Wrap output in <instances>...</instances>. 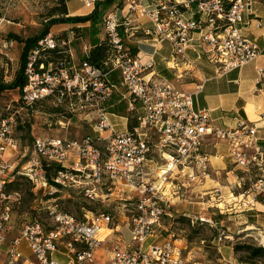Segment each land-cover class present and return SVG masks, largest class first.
<instances>
[{"label":"built area","instance_id":"2783aa9c","mask_svg":"<svg viewBox=\"0 0 264 264\" xmlns=\"http://www.w3.org/2000/svg\"><path fill=\"white\" fill-rule=\"evenodd\" d=\"M78 1L89 11V16L99 14L101 5L111 0ZM257 2L160 0L148 6L141 0H127L120 15L115 10L104 14L102 27L109 50L102 66H94L87 60L95 48L92 46H86L85 59L79 65L75 63L72 44L77 37L73 31L66 37L50 33L40 40L25 67L27 82L20 92L23 104L32 106L49 100L70 112L95 110L99 118L93 127L94 134L82 139L36 138L32 159L14 174L10 160L17 152L18 143L12 136V125L6 121L0 125V254L6 247L7 264H16L22 258L19 248L23 242L36 260L33 264H62L56 259L61 247L67 259L65 264H100L98 252L105 242L101 238L102 230L109 228L113 217L88 212L78 219L60 208L58 193L74 188L91 201H104L113 195L114 187L104 188L108 184H123L138 191L136 181L144 182L143 176L156 170H160L162 183L175 170L185 169H191L188 177L192 182H201L209 176L210 160L203 147L211 136L229 142L230 158L236 166L247 171L259 167L264 173L262 153L256 145V128L241 122L237 128L215 129L209 111L196 108L195 94L177 84L182 78L180 69L184 65L194 66L187 51L196 40L200 42V53L222 73L241 69L259 56L257 41L240 26ZM140 33L142 38L158 45L171 44L173 52L166 67L174 72V80L163 79L156 73L157 46L147 61H143L141 52L134 53L129 42L131 38H139ZM56 49L68 54L69 61L46 62L44 51ZM263 72L258 70L261 77ZM120 86L126 89L123 99L128 101V112L134 114L136 121L131 131H117L105 107L119 93ZM202 88L203 85L199 86ZM156 155L164 164L159 163ZM45 164L61 167L53 177L54 184L46 176ZM16 175L28 178L33 189L47 192L48 202L54 203L49 212L54 227L46 231L39 220L29 221L20 237L8 246L13 206L22 203L20 194L7 191V185ZM140 187L141 199L131 218V241L111 243L112 255L106 264H197L184 256L183 247L175 240L146 247L167 215L170 200L160 186ZM242 196L264 204V175ZM190 220L192 226L208 224L213 228L217 224L213 216ZM228 238L222 232L218 241Z\"/></svg>","mask_w":264,"mask_h":264},{"label":"rangeland","instance_id":"374dc122","mask_svg":"<svg viewBox=\"0 0 264 264\" xmlns=\"http://www.w3.org/2000/svg\"><path fill=\"white\" fill-rule=\"evenodd\" d=\"M2 12L4 18L0 20V54L4 56V80L11 83L20 68V57L23 51V44L13 41L8 38L10 33H16L23 38L37 35L41 30L50 24L52 20L51 14L60 8V0H6L2 4ZM69 11L78 9L84 10L83 5L78 0H72L68 4ZM107 8L99 9V14L96 18V24L92 27L82 25L79 33L80 38H77L72 46L76 53L74 61L79 65V60H82L84 47L91 43L97 44L99 38L103 36L102 19ZM101 10V11H100ZM89 13V11H87ZM73 18L72 16H68ZM69 23H59L52 27L50 33L53 35L65 36L68 34L71 27ZM91 44V45H92ZM120 93H126V89L119 87ZM105 107L110 116L114 114L120 123H125L126 120H121L119 117L131 116L133 113L128 112V101L123 99L121 94H114L110 102ZM99 112L78 111L70 112L63 107L56 106L52 101L46 100L39 102L34 106H25L21 100V93L19 90L8 89L0 92V125L6 121L13 127V138L18 143L17 152L12 153L10 163L13 166L11 174L21 171L22 167L26 165L33 156L34 141L36 138L48 139H82L85 136L93 135V127L97 124ZM212 141H207L203 147V152L207 155L212 151ZM252 152V151H251ZM156 159L160 164H164L158 155ZM148 171V170H146ZM177 170H175L176 172ZM168 175V180L163 181V177L158 174L160 170H156L151 175L145 174L143 181L139 179L135 186L138 188L132 189L123 184L112 186L108 184L104 188L114 187L113 195L108 199L101 201H91L79 189L69 188L58 193V203L63 211H66L78 219H82L84 214L94 212L95 214H110L113 217L112 224L109 227L120 226V230H130L131 218L136 213V205L141 199L140 186L157 185L163 186L164 192L169 184L178 185L179 179L177 174ZM264 175L259 167H253L245 178L244 183L250 189L252 184ZM19 176V175H17ZM22 182V203L21 205H14V219L12 228L7 236V245L20 237L23 226L32 220H39L46 231L54 227V223L49 214L50 207L54 204L52 201L48 202L49 196L45 195L43 191H37V194L30 190V185L26 181ZM116 187V188H115ZM172 188V187H171ZM107 190L104 189V192ZM177 191V189H176ZM246 191V190H245ZM70 195V197H68ZM202 195H200L201 197ZM167 198V197H166ZM207 201V197L203 200ZM89 208H91L89 210ZM92 210V211H91ZM212 209H209L205 216H213L216 220V226L210 227L208 224L196 225L188 228V226L181 222L171 223V228L167 235L171 234L172 239H184L187 242V249H183L185 257H190L191 262L197 264H227L228 262H235L245 260L250 264H264L263 259L249 260L248 255L242 252L235 254L234 247L243 243H248L254 246L264 247V218L260 219L258 226L254 229H247L244 225V219L235 220L228 219L230 215H224L219 212L214 216L211 214ZM234 216V215H232ZM169 219L164 218L162 223L168 224ZM196 230H199L196 234ZM222 232L229 237L222 241L218 238ZM109 233L108 230H102V234ZM164 233V235H165ZM181 244L180 242H178ZM25 245V244H24ZM101 248V264H106L109 260L112 245L104 244ZM103 249V251H102ZM27 251V258L30 261H36L32 252ZM62 251V247H61ZM9 260V255L7 254ZM24 258L20 259L16 264H23Z\"/></svg>","mask_w":264,"mask_h":264},{"label":"crops","instance_id":"0c3cea01","mask_svg":"<svg viewBox=\"0 0 264 264\" xmlns=\"http://www.w3.org/2000/svg\"><path fill=\"white\" fill-rule=\"evenodd\" d=\"M70 1L72 0H68V4ZM141 1L143 4L150 6L160 0ZM126 2L127 0H111L103 3L100 9L107 8V11L115 10L120 15ZM87 11L85 8L84 10L69 11V16H88ZM259 23L261 27L257 26ZM81 25H88L87 27H89L91 23L88 22ZM240 26L243 32L255 39L259 45L260 54L254 61L241 69L222 73L215 63L211 62L205 54L200 53L198 48L200 42L196 40L194 46L187 51V55L194 63V66L184 65L180 69L182 78L177 81V84L181 89L195 94L196 108L209 111L212 126L215 129L229 130L237 128L241 122L255 127L257 130L256 145L262 153V168L264 169V72L263 77L258 73L259 69L264 70V0H259L252 7L251 11L245 15L244 22ZM139 36V38H131L129 45H131L132 49H137L141 52L143 61H147L149 55L154 53V47L157 46L159 51L155 55V71L158 73L160 70L165 69L169 74H173L174 78L172 80H174V72L168 70L166 67V61L171 57L173 52L171 44L165 42L162 45H158L151 39L142 38L143 34L141 33ZM104 39L105 33L103 31V36L99 38V42L97 44L91 43L92 45L90 44L89 46L94 48L96 45L101 44ZM74 53H76L75 50ZM83 57L82 60H79V63L85 59L84 50ZM201 85H203V88L199 89ZM116 94L123 96L126 93H120L119 91ZM113 117L114 114L110 118L116 125L117 131L124 132L129 130V116L119 117L121 120L124 118L126 120L125 123H120ZM133 122L135 125L136 121L133 120ZM207 141L213 142L212 151L208 154L210 160L209 176L201 182H192L188 177L192 172L191 169L175 172L178 176L179 184L177 186L169 184V188L166 186L165 192L164 190L161 191L166 195V199L170 200L167 215L164 216L167 220L169 219L168 224L161 223V226L156 229L154 235L148 239L146 247L151 244H162L167 240H175L181 243L180 245L183 249H187V242L184 239H172L171 234L167 235L163 232H168L171 228V223L174 224L175 219L179 216H185L190 219L197 218L198 216L206 215L208 210L212 209L211 214L214 216L217 214L216 212H219L225 216L230 215L228 217L229 220L244 219V225L247 226V229H250L249 231L258 226L260 219L264 218V204L259 200L253 201L251 198L242 196V193L247 190L244 181L250 171L241 169L233 163L230 158L229 142L217 139L214 136L209 137ZM251 151V153H255L254 150ZM157 184L155 183V185ZM163 187L164 185L160 186L161 189ZM33 192L37 194V190L33 189ZM200 195L202 196L200 197ZM205 197H207V201H198L205 199ZM120 229L119 225L106 228L105 230H108L109 233L101 235V238L105 240L104 244L113 242L130 243V230ZM104 244L103 246H105ZM26 249L28 247L23 242L19 248L22 258H24L23 264H33V261L27 258ZM6 250L7 248L4 247L0 254V264L8 263ZM101 254L100 250L98 252L100 264L103 258V254ZM111 255L110 253L109 257ZM56 259L62 264L67 262L63 247L62 251L60 249V252L56 255Z\"/></svg>","mask_w":264,"mask_h":264},{"label":"trees","instance_id":"16d2710c","mask_svg":"<svg viewBox=\"0 0 264 264\" xmlns=\"http://www.w3.org/2000/svg\"><path fill=\"white\" fill-rule=\"evenodd\" d=\"M6 0H0V20L4 18L3 12H2V6L1 4ZM69 16V9H68V0H60V8L54 11L51 14L52 20L50 21V24L46 26L43 30H41L37 35L29 36L27 38H23L22 36L16 34V33H10L8 38L20 42L23 44V51L21 53L20 57V68L18 71V74L14 78V80L11 83H7L4 80V67H3V60L4 56L0 54V92H4L5 90L12 89V90H21L26 85V76H25V67L28 62V57L30 53L33 51L34 48L38 47L39 42L41 39H43L45 36L50 34V31L53 26L59 24V23H69L71 25V28L69 31H73L77 38L81 37V34L79 33L80 29H82L81 24H86L88 22L91 23L89 27H92V25L96 24V18L98 16V13L89 15V16H82V17H73L70 18ZM108 45L106 41L104 40L101 44L96 45V47L91 51L90 56L87 58V60L94 66H102V62L107 58L108 56ZM134 53H136L138 50L133 49ZM44 54L46 57V62H59L64 64L65 62L69 61V55L64 53L61 49L56 50H47L44 51ZM158 76L166 79V80H172L174 78L173 74H169L165 69L160 70L158 73ZM38 103H35L34 105H37ZM32 105V106H34ZM30 107V106H28ZM129 125L128 129L129 131L133 130L134 128V122L131 119V116H129ZM60 166L56 165H44V170L46 173V176L51 184H54L53 177L60 169ZM26 181L30 185V190L33 191V185L30 182L28 178L25 176H15V179L7 185V191L9 193H18L21 196L23 195V189L22 182ZM248 187L245 184V188ZM91 208H89L90 210ZM92 211V210H91ZM175 222H181L184 223L190 228L191 226V220L188 217L185 216H179L175 219ZM199 230H196V234L200 233ZM235 254L239 253H246L248 255L247 259L249 260H255V259H263L264 260V247L261 246H254L248 243H243L240 245H237L234 247ZM243 264H250L249 262L245 260H240Z\"/></svg>","mask_w":264,"mask_h":264}]
</instances>
